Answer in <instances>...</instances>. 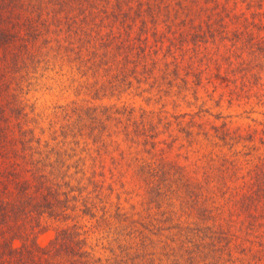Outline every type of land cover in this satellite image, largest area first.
I'll list each match as a JSON object with an SVG mask.
<instances>
[{
  "label": "trees",
  "instance_id": "1",
  "mask_svg": "<svg viewBox=\"0 0 264 264\" xmlns=\"http://www.w3.org/2000/svg\"><path fill=\"white\" fill-rule=\"evenodd\" d=\"M51 73L161 106L45 125L29 94ZM263 76L264 0H0V264H264V128L168 109L202 89L264 106ZM131 183L145 213L123 206ZM92 220L116 234L110 256Z\"/></svg>",
  "mask_w": 264,
  "mask_h": 264
},
{
  "label": "rangeland",
  "instance_id": "2",
  "mask_svg": "<svg viewBox=\"0 0 264 264\" xmlns=\"http://www.w3.org/2000/svg\"><path fill=\"white\" fill-rule=\"evenodd\" d=\"M264 82V76L262 78ZM82 82V81H81ZM80 82V83H81ZM213 87L210 86V92ZM79 81H74V79L69 75H58L49 74L48 78H42L36 85L32 86L30 97L31 103H34L37 107L38 113L40 112L44 116L45 125L48 123H55L57 128H61L63 124V117L69 108H73L77 105L87 106H100L103 109L107 106H112L117 103L118 105L128 104L136 106V108L145 109H158L161 104L156 101L147 100L148 93L144 96L136 95L135 90H130L128 93L123 94L121 98L106 97L102 100L93 99V95L88 93L86 90H82ZM205 89L201 90V96L203 99L196 104L181 103L176 109L172 103L168 105V109L171 112L181 111L194 113L200 110H208V113L201 112L204 119H208L217 124H221L223 119L217 120L215 115L222 112L223 117L229 122V126L232 128L241 127L244 131H247L250 127H256L259 130L264 128V106L256 104V99L246 101H234L230 105L227 100H223L222 105H217L216 100L210 99L204 92ZM81 92V93H79ZM217 97V94H216ZM192 102L194 100L191 98ZM204 101H206L204 103ZM114 111V109H109ZM253 155V152L252 154ZM257 157V156H253ZM252 157V158H253ZM242 159H247V157H242ZM184 162L183 160H181ZM185 163V162H184ZM147 194L144 188H139L138 184H127L124 191L121 194V201L125 210L131 213H145L146 208L150 205L147 202ZM114 202L117 199L114 198ZM110 211L115 210V206H109ZM87 229H90V236L94 243H98V251L104 256H110L109 248L112 247V239L116 236L113 231H110L103 224L97 223L95 220L89 221L87 223ZM57 230V224L49 221L47 228L42 231L38 236V241L42 245H46L53 238ZM136 239H132L134 241ZM131 241V242H132Z\"/></svg>",
  "mask_w": 264,
  "mask_h": 264
}]
</instances>
